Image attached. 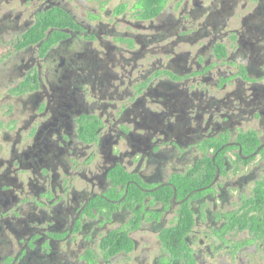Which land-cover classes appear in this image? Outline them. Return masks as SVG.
<instances>
[{"label":"flooded vegetation","instance_id":"obj_1","mask_svg":"<svg viewBox=\"0 0 264 264\" xmlns=\"http://www.w3.org/2000/svg\"><path fill=\"white\" fill-rule=\"evenodd\" d=\"M0 264H264V0H0Z\"/></svg>","mask_w":264,"mask_h":264}]
</instances>
